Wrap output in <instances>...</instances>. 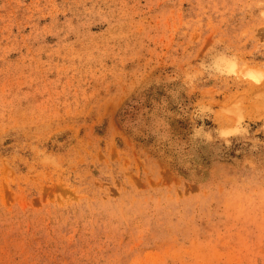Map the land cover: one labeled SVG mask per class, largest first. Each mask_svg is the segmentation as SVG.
Returning <instances> with one entry per match:
<instances>
[{
  "label": "rangeland",
  "instance_id": "1",
  "mask_svg": "<svg viewBox=\"0 0 264 264\" xmlns=\"http://www.w3.org/2000/svg\"><path fill=\"white\" fill-rule=\"evenodd\" d=\"M0 264H264V0H0Z\"/></svg>",
  "mask_w": 264,
  "mask_h": 264
}]
</instances>
